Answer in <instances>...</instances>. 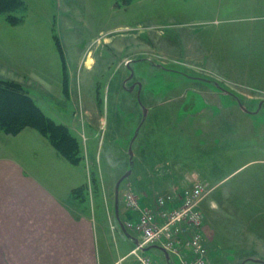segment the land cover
I'll list each match as a JSON object with an SVG mask.
<instances>
[{"label":"rangeland","instance_id":"rangeland-1","mask_svg":"<svg viewBox=\"0 0 264 264\" xmlns=\"http://www.w3.org/2000/svg\"><path fill=\"white\" fill-rule=\"evenodd\" d=\"M21 1L20 25L0 15L2 76L13 71L46 115L75 136L77 165L66 163L77 166L75 179L61 175V199L75 222L83 215L96 223L99 246L80 248V231H68L62 247L8 248L13 224L44 239L47 232L35 223L40 202L37 212L23 213L21 181L7 173L0 175V264L119 260L132 249L114 219L117 184L129 173L118 189L122 221L138 216H124L128 192L155 187L166 196L198 181L214 234L206 236L210 264H264V12L230 0ZM133 82L140 89L130 90ZM64 183L72 187L67 196ZM145 255L167 264L160 249Z\"/></svg>","mask_w":264,"mask_h":264},{"label":"crops","instance_id":"crops-1","mask_svg":"<svg viewBox=\"0 0 264 264\" xmlns=\"http://www.w3.org/2000/svg\"><path fill=\"white\" fill-rule=\"evenodd\" d=\"M230 1L228 3L231 6H236L238 8H243L245 10L264 12V0H230ZM50 21H52V17L50 18ZM107 40L110 41V38H108ZM59 54H60L59 55L60 58L64 59L63 77H64V81L65 78L67 77V85L63 84L64 87L63 93L66 96L68 87L70 86L68 64L65 60L66 58L64 52H62V54L61 53ZM76 61L77 62L80 61V54L78 57H76ZM3 70L4 68L0 65V78L13 80L15 82L18 81L14 79L16 77L13 71L11 73L12 78L11 77L6 78L2 76ZM77 73H79L78 68H77ZM7 74L10 75L9 71H7ZM21 84L23 85V83ZM26 90L28 91L27 88ZM28 93H29L28 95L33 99V96L30 94L29 91ZM36 105L38 106V104ZM39 109L46 115V113L40 107ZM47 117L50 118L49 116ZM50 119L54 121L52 118ZM1 133H3L4 135L0 136V141H3L5 146L3 147V149L2 148L0 149V156L5 157L6 155L8 158L2 159V161L0 160V171L3 173V174L0 173V175L5 177L4 174L7 175V173H13L21 181L22 186L21 185L19 186L22 188L20 190H22L23 192L19 194V199H18L19 201L17 204L19 206H22L23 213L27 214L28 213L27 211H30V213L37 212L35 204L36 202L38 203L40 202V210L38 213V217L36 216V218H38V221L35 223L38 226H44V229L47 232L45 233V239H44L41 236L33 235L31 227L22 226L23 222L19 224L20 228L18 230L14 229L15 226L13 224L12 228L9 227L11 228V230H9L8 232L9 234L8 237L9 239H12L13 242H11L10 245L8 244L7 247L8 248H17V247L54 248L57 246L62 247V245L59 243L62 242V238L68 234V231H77V232L80 231V248H98L99 245H98V233H96L97 232L96 223H93L90 219L86 220L83 215H80L79 223L75 222L70 217L69 212L63 207L64 201L61 199L62 187L61 185H58V183H60L63 180L61 176L62 174H66L67 177L68 174H72L73 168L71 167L72 166L77 167V166L74 164H71L72 166H68V164H70L69 161L64 162L63 160L64 156L46 137L41 135L40 132H38V130L35 129L34 127L31 126L24 127L19 133L15 135L7 134L4 131H0V134ZM1 151H3L5 155L1 154ZM25 172L29 173L30 175L24 176L23 174ZM166 173L163 174L161 173V174L164 175ZM73 175L74 173L71 175V178L73 177ZM43 176H45V178L47 179V184H45L46 186H44L40 181L41 177L43 178ZM69 179L70 177L65 179L66 183L70 182ZM74 179L75 178L73 177L72 181ZM11 180L13 181V178H11ZM66 183H64L65 185H67V187L64 190L65 196L69 194L70 189L72 188L69 186V184ZM176 188L177 187L174 186L173 190H176ZM153 189L154 190L148 191V193H145V190L137 191L136 194L139 197L142 206L151 205L153 203L154 194L156 193L160 194V192L156 190L155 187ZM207 197L208 195L204 199L205 202L204 206H205V212L207 213V214L205 213L207 220L206 236L209 237V234H211V236L212 235L214 236V234L212 229H210L208 223L209 212L206 208ZM31 201L33 202V204ZM44 201H46L45 207H44ZM15 203L11 205H15ZM127 212L128 211L125 210L124 216L126 215L127 217L128 216L130 217V215ZM46 214L48 215V218L46 217ZM29 216L31 217L34 215L29 214ZM116 217L117 216L115 212L114 219H116ZM133 218L135 219L136 217ZM40 222L42 223V225L39 224ZM24 225H25V220H24ZM111 226H113L115 233L118 234L117 227L114 224H111ZM119 229L122 230L121 232L126 237V240L130 242V248L132 249L128 253L123 255L119 260L114 261L112 264H119L121 261L129 258L131 256V252L135 248L136 241H138V239L140 238L138 235L132 233H126L121 228V226ZM16 234L18 236H16ZM3 252L5 253V251ZM80 257H81L80 260L85 261L84 260L85 255L83 251L80 252ZM98 264H102L101 261L98 260ZM103 264H110V263H103ZM132 264H134V262Z\"/></svg>","mask_w":264,"mask_h":264},{"label":"built area","instance_id":"built-area-1","mask_svg":"<svg viewBox=\"0 0 264 264\" xmlns=\"http://www.w3.org/2000/svg\"><path fill=\"white\" fill-rule=\"evenodd\" d=\"M205 196L206 186L197 181L181 191L156 196L148 206H142L138 197L128 192L124 199L126 209L138 215L125 222L127 230L140 236L132 252L135 264H160L144 254L149 246L161 247L180 264H210L201 210Z\"/></svg>","mask_w":264,"mask_h":264},{"label":"trees","instance_id":"trees-1","mask_svg":"<svg viewBox=\"0 0 264 264\" xmlns=\"http://www.w3.org/2000/svg\"><path fill=\"white\" fill-rule=\"evenodd\" d=\"M22 6L24 2L21 0H0V15L5 14L6 21L12 25H20L24 21L22 16H18ZM28 94L21 83L0 78V131L15 135L24 127H34L68 161L77 165L76 152L79 146L75 136L67 126L48 118Z\"/></svg>","mask_w":264,"mask_h":264},{"label":"water","instance_id":"water-1","mask_svg":"<svg viewBox=\"0 0 264 264\" xmlns=\"http://www.w3.org/2000/svg\"><path fill=\"white\" fill-rule=\"evenodd\" d=\"M132 90L134 89V87L131 88ZM139 89H140V85H139ZM131 173L127 174L124 178H127ZM122 178V180L124 179ZM122 180H120V182H118L117 184V194H116V207H115V210H116V214L117 216L119 217V196H118V189H119V185L120 183L122 182ZM125 231V230H124ZM126 232V231H125ZM149 250V249H148Z\"/></svg>","mask_w":264,"mask_h":264},{"label":"flooded vegetation","instance_id":"flooded-vegetation-1","mask_svg":"<svg viewBox=\"0 0 264 264\" xmlns=\"http://www.w3.org/2000/svg\"><path fill=\"white\" fill-rule=\"evenodd\" d=\"M128 81H131V80L127 79L126 82H128ZM138 86H139L138 82H133V83H131L130 87H134V89H136V87L138 88ZM130 90H131V88H130Z\"/></svg>","mask_w":264,"mask_h":264}]
</instances>
